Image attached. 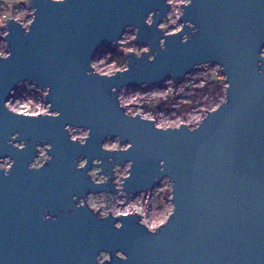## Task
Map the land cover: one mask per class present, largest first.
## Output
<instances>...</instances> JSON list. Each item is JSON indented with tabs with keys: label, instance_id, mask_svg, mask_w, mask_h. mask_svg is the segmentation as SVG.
Segmentation results:
<instances>
[{
	"label": "water",
	"instance_id": "obj_1",
	"mask_svg": "<svg viewBox=\"0 0 264 264\" xmlns=\"http://www.w3.org/2000/svg\"><path fill=\"white\" fill-rule=\"evenodd\" d=\"M27 7L37 9L30 32L7 18L12 55L0 59V159L14 161L8 174L0 169V264H98L101 250L111 253L110 264H264V74L258 73L264 64L257 63L264 60V0H192L180 21L199 31L186 24L165 38L164 50L157 25L171 8L165 0H30ZM130 24L139 28L135 43L150 52L139 59L128 53L130 70L112 78L86 75L89 60ZM204 62L223 65L228 100L194 131L183 124L159 130L119 107L121 87L181 80ZM24 80L50 86L46 100L59 117H26L5 107ZM66 124L90 128L86 144L72 142ZM116 136L132 148H101ZM21 141L23 149L14 147ZM44 144L52 145V159L30 169ZM81 157L88 163L77 169ZM97 158L101 165L93 164ZM128 160L134 163L125 193L151 191L165 176L173 181L174 211L155 234L139 224L138 212L116 218L123 222L116 229L111 214L99 219L87 205L76 207L89 193L116 195L114 165ZM93 167L107 182H92ZM46 213L56 219L45 220ZM117 250L128 259L117 258Z\"/></svg>",
	"mask_w": 264,
	"mask_h": 264
},
{
	"label": "clouds",
	"instance_id": "obj_2",
	"mask_svg": "<svg viewBox=\"0 0 264 264\" xmlns=\"http://www.w3.org/2000/svg\"><path fill=\"white\" fill-rule=\"evenodd\" d=\"M53 3H63L64 0H52ZM167 5H170V11L166 14V19H163L158 25V30H161L164 32V36L160 38L159 40V46L161 50H164L166 48V37L173 36L176 34H180L182 30L184 29L185 25L192 29V32L195 33L199 31V29L196 27V25L192 21H184L179 22L181 17L184 15V9L187 6H190L192 4V0H165ZM30 3V0H26V4L28 5ZM31 9V17L27 20L26 24L19 23L25 32V35H27L30 32V26L33 24L35 20V13L37 9L35 7L29 8ZM158 10H152L149 11L146 18L145 23L148 26H152L154 23V16L156 15ZM6 16H0V59H8L11 57L12 53L11 50H8L7 47V40L3 39L5 37L9 36L10 29L7 28L5 23ZM18 19V18H17ZM17 22L16 19H13ZM171 26V27H170ZM139 32V28L135 27L133 25H127L125 28V31L121 34V36L113 41L114 45L118 46V51L121 53L120 55L123 57H126L128 53H134L135 56L139 59L142 57V54H147L150 52V46L147 44L144 45H138L135 43L137 40V35ZM191 39V36L188 33H184L181 36V43H187ZM113 56V53L108 52L103 55L97 54L92 59L89 60V67L90 71L86 72V75H99L100 77H107L112 78L117 73H125L130 70L129 62L127 61L126 64L122 66H118L115 59L109 60L110 57ZM259 56L261 58H264V47H261L259 51ZM156 58V53H153L148 56V60L154 61ZM108 60V63H105V61ZM259 64H264V60H258ZM210 65V62H204L202 64H197L195 67L197 68H206ZM212 70L218 71L221 73L223 70V65L217 63L215 65H211ZM195 72V73H199ZM259 74H264V67L258 68ZM194 73H187L184 80L181 81L179 84H177L174 77H170L166 79L163 83L165 87H157L154 89L149 90H143L147 89V83H143L141 85L140 89L136 90H130L127 87H121L119 90V93L116 95V100L118 101V105L120 108L124 109V115L128 117H136L139 116L142 120L153 122L156 129L159 130H168V129H180L182 121H179V118H177V121L174 122H168L166 120H157V116H164V111H157L156 115H153L150 110H146L144 107L145 105L141 104L140 101L137 98H143L148 97L149 95L154 97H162L164 99L167 98L169 93H172L174 91V88L179 89L185 82L188 76L192 75ZM223 86L221 91L223 92V97L221 98V101L219 104H217L215 107L211 109L210 112H215L217 109L221 107L222 104H225L228 100L227 96V89L229 88V84L227 81L226 75H221ZM23 85L24 88L27 89L20 98H15L13 100L12 97H10L8 100L5 101V107L9 109L12 113L15 114H21L26 117H39V116H48V117H59L60 112L59 111H49L51 109L52 105L50 102L47 103V108L43 110L38 111H31L30 105L32 104L31 97H36L35 94L39 93V97L43 96L44 99L49 95L50 93V86L46 85L43 88L37 87V84L35 82H29L28 80H24L19 82ZM34 90V91H33ZM13 94L15 93V89L12 90ZM111 92L113 94L117 93V89L115 86L111 88ZM27 97V99H25ZM23 101V102H22ZM133 101H136V105H133ZM133 105V106H129ZM138 105V106H137ZM209 113V112H208ZM171 115H175V113H171ZM207 116V115H206ZM205 116V117H206ZM204 117V119H205ZM199 119V118H197ZM203 119V120H204ZM175 124V127H172V124ZM201 123H198L195 127H189L190 131H194L195 129L200 127ZM188 126L187 124H183ZM65 129L70 134V140L72 142H79L81 145L86 144L87 140L90 137V128H83V127H74L71 124H66ZM69 129H72L75 131L76 129H86L83 133L82 137H78L77 135H73ZM19 136V133H14L12 136V140L9 141V143H13L16 140V137ZM118 144H122V147L117 148ZM38 145V144H37ZM44 146L47 148V153H41L45 157L44 161L42 163H37V160L39 159L38 156L35 157V159L28 165L30 169H39L41 168L47 161L51 160L52 157L49 155V150L51 149V144H44ZM132 143L129 141L127 143H121V138L119 136H116L115 139H106L102 145L101 148L106 151H127L132 148ZM14 147L18 149H23L25 147V143L23 141L14 143ZM112 159L111 157L109 158ZM88 163L87 157H81L76 167L77 169H84L85 166ZM101 160L99 158L93 160L94 165H101ZM133 161L128 160L123 166L120 164L114 165L113 171L115 173V180L113 181L115 188L118 190L116 195H110L111 199L107 200L106 202H96L93 200L91 194L89 193L87 197L79 198L78 203L76 204L77 208H81L85 205L89 207V209L93 213H98L99 219H106L109 217V214L112 215L113 219L115 220L114 227L116 229H120L123 227V222L119 219L120 217H129L133 213L130 210V207L128 205H125V200L128 199L129 196H131L130 193H125L124 191V182L125 179L129 178L131 176L130 169L133 167ZM164 161H160L161 165V171H163V165ZM14 164V161L10 157H4L0 159V169H3L5 171V174H8L10 170L12 169ZM87 175L91 178L92 182H94L97 185L104 184L109 179L108 175L102 174V169L100 167H93L88 172ZM165 181H170V188L169 192L165 193L168 195V200L171 201V193L173 188V181L165 176L163 180L161 181V185L163 187H168V185L165 184ZM159 186L154 189L155 190H163V187ZM144 193L148 192H141L139 195L142 196ZM111 194V193H110ZM127 194V195H124ZM121 195H124V199H119ZM138 198V197H137ZM163 199V197H162ZM73 200H77V197L74 195ZM115 201V203H113ZM123 205L124 208L121 210L120 208H117V205ZM173 205V204H172ZM174 211V205L172 207V210L170 211L169 215L165 217L164 219H152L148 216L140 215L138 214L141 219L139 220V224L144 226L149 232L155 234L160 226L164 225L169 217L172 215ZM45 220L51 219L55 220L56 217L52 216L50 214H45L44 216ZM116 257L120 260H127L128 256L123 250H117L115 253ZM112 259V255L110 252L101 250L98 255L96 256V260L98 264H105V262H109Z\"/></svg>",
	"mask_w": 264,
	"mask_h": 264
},
{
	"label": "rangeland",
	"instance_id": "obj_3",
	"mask_svg": "<svg viewBox=\"0 0 264 264\" xmlns=\"http://www.w3.org/2000/svg\"><path fill=\"white\" fill-rule=\"evenodd\" d=\"M0 16H6L5 20L9 17H14L16 19L18 18V20L21 21L22 24H26L27 20L31 17V9L27 7L26 0H3L0 3ZM0 47H2V45H0ZM113 47L116 46L113 45L103 47L98 51L97 54L103 55L105 53L112 52ZM109 60H111V57L109 58ZM108 62V60L105 61V63ZM211 65L215 64L210 63V65L206 68H199L195 71H192L191 73L194 74L188 76L184 84L179 89L174 88V91L172 93H169L166 99L162 97H154L151 95H149L148 97L137 99L141 104L145 105L144 107L146 108V110H150L153 115H156L157 111H164L163 117L157 116L158 121L166 120L168 122H174L177 121V118H179V121L183 122L182 124H187L190 127H195L202 121V119L213 107L220 103L221 98L223 97V92L221 91L223 86L221 75L225 74H223L222 71L221 73H219L218 71L214 72ZM198 71L200 72L195 73ZM183 80L184 78L181 80H176V82L177 84H179ZM157 87H165V85L164 83H161L155 86H147V89L143 90L154 89ZM127 88L130 90H136L140 89L141 86H130ZM25 91H27V89L24 88L22 84H20L18 89L12 95L13 100L15 98L22 97ZM35 96L36 97H31L32 104L30 105V110L38 111L47 108L46 102L48 101L46 100V98L44 99L43 96L39 97V93H36ZM25 99H27V97ZM133 105H136V101H133ZM171 113H175V115H171ZM171 126L175 127V124L173 123ZM85 131L87 130L76 129L75 131H73L72 129H70V132L73 135H77L78 137H82ZM122 146V144H118L117 148ZM42 152L46 154V148L41 149L39 159L37 160L38 164L42 163L45 159V157L41 155ZM165 184L168 185V187H163L161 185V182L156 186H162V191H154V189L156 188L155 187L153 190L147 191L148 193H144L142 196L131 194V196H129L128 199L125 200V205H128L132 212H138L140 215L148 216L152 219H164L169 215L174 205L172 201V193L171 201L168 200V195L165 194L169 192V188L171 186L170 181H165ZM124 195H121L119 199H124ZM91 196L93 200L98 203L107 201L104 194H91ZM113 203H115V201H113ZM117 208L123 210L124 206L118 204Z\"/></svg>",
	"mask_w": 264,
	"mask_h": 264
},
{
	"label": "trees",
	"instance_id": "obj_4",
	"mask_svg": "<svg viewBox=\"0 0 264 264\" xmlns=\"http://www.w3.org/2000/svg\"><path fill=\"white\" fill-rule=\"evenodd\" d=\"M2 1L3 0H0V3ZM111 53H113V56L111 57V59H115L118 66H122V65L126 64V58L120 55L121 53L118 51L117 46L112 48ZM211 77H213V76H211Z\"/></svg>",
	"mask_w": 264,
	"mask_h": 264
},
{
	"label": "built area",
	"instance_id": "obj_5",
	"mask_svg": "<svg viewBox=\"0 0 264 264\" xmlns=\"http://www.w3.org/2000/svg\"><path fill=\"white\" fill-rule=\"evenodd\" d=\"M6 21V20H5ZM181 22V21H180ZM171 27V26H170ZM137 44V43H136Z\"/></svg>",
	"mask_w": 264,
	"mask_h": 264
}]
</instances>
